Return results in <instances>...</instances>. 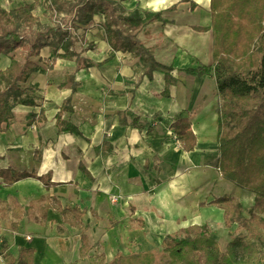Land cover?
I'll return each instance as SVG.
<instances>
[{
    "label": "crops",
    "instance_id": "0c3cea01",
    "mask_svg": "<svg viewBox=\"0 0 264 264\" xmlns=\"http://www.w3.org/2000/svg\"><path fill=\"white\" fill-rule=\"evenodd\" d=\"M16 1L15 8L24 4ZM33 1L34 14L52 24L46 0L28 2ZM151 1L124 5L162 12L166 23L151 24L140 38L159 62L174 66L170 86L164 73L154 72L150 79L139 58L112 49L102 28L104 15L76 32L79 41L71 49L93 66L80 63L77 70L75 57L55 58L51 47L41 50L43 68L25 84L37 104L16 106L14 120L0 132V171L48 178L8 185L0 177V202L14 198L28 210L16 218L13 207L0 205V252L5 249L17 259L21 249L34 250L33 264H91L96 254L111 262L120 254L161 248L167 235L193 225L225 228L224 210L211 205L222 196H234L246 210L253 206L255 195L219 170L216 80L185 72L214 63L213 30H196L211 25V0H168L159 8ZM10 63V56L0 54V70ZM69 73L75 74L74 93L61 87ZM68 99L73 113L63 118L79 134L57 127L56 116ZM182 118L191 120L197 137L191 152L182 148L172 126ZM51 197L63 209L83 211V228L65 223L53 201L45 213L37 202ZM83 234L91 248L84 258Z\"/></svg>",
    "mask_w": 264,
    "mask_h": 264
},
{
    "label": "trees",
    "instance_id": "16d2710c",
    "mask_svg": "<svg viewBox=\"0 0 264 264\" xmlns=\"http://www.w3.org/2000/svg\"><path fill=\"white\" fill-rule=\"evenodd\" d=\"M28 1L24 0L22 6L10 10L0 7V54L11 57L9 67L0 70V132L14 120L16 106L37 104L36 97L25 84L43 68L45 61L40 57L43 48L51 47L55 58L75 57L77 70L80 63L93 66L81 53L71 49L79 41L76 32L88 27L96 15H104L102 28L115 52L130 53L139 58L148 78L152 79L154 72H162L167 86L175 83L174 66L159 62L153 50L140 38L142 33H149L151 24L166 23L162 12L140 8L129 10L124 5L127 0H46L53 20L49 24L41 22L34 14L36 1ZM192 7L196 5L192 3ZM211 29L214 35L213 65H200L185 72L199 77L212 75L216 80L220 96L219 170L226 180L254 194L255 199L248 210L231 195L217 198L211 205L224 210L227 228L237 225L244 233L233 236L223 249L209 227L193 225L167 235L160 252L120 254L111 262L106 261L105 255L96 254L89 258L91 264H264V0H211V25L196 30L206 32ZM20 49H27L23 60L14 56ZM60 50L64 53H59ZM61 87L71 88L74 93L77 87L75 74L69 73ZM69 104L70 99L57 114V127L60 131L79 134L77 127L63 118L65 112L73 113ZM172 126L182 148L186 152L193 151L197 137L191 120L182 118ZM0 177L8 185L29 177L43 182L48 178L11 169L0 171ZM49 201L58 205L56 209L65 223L83 228V211L78 207L63 209L56 198H45L37 202L44 207L45 213L52 206ZM0 205L13 207L16 218H22L28 212L14 198L0 202ZM13 229H17L16 224ZM90 250L88 237L83 234L81 257H87ZM0 258L4 264H33L34 250L21 249L16 259L2 249Z\"/></svg>",
    "mask_w": 264,
    "mask_h": 264
},
{
    "label": "rangeland",
    "instance_id": "374dc122",
    "mask_svg": "<svg viewBox=\"0 0 264 264\" xmlns=\"http://www.w3.org/2000/svg\"><path fill=\"white\" fill-rule=\"evenodd\" d=\"M11 3H8V0H0V7L6 9V10H10V9H13L17 6V2L16 0H11L10 1ZM17 2V3H16ZM27 49H20L18 50L14 56L18 59V60H23L24 59V55L26 53ZM212 76V75H211ZM213 79V76L211 77ZM246 216L248 217V213H246ZM211 233H212V236L216 239L219 240L221 246L223 249H225L226 247V244L227 242L235 235H238V234H243L244 232L242 230H238L237 229V225L233 226L231 229H228V228H212L211 227ZM153 251H156V252H160L161 251V248H156L154 249ZM0 264H3L2 262H0Z\"/></svg>",
    "mask_w": 264,
    "mask_h": 264
},
{
    "label": "bare ground",
    "instance_id": "6f19581e",
    "mask_svg": "<svg viewBox=\"0 0 264 264\" xmlns=\"http://www.w3.org/2000/svg\"><path fill=\"white\" fill-rule=\"evenodd\" d=\"M167 3H168V0H154L150 2V5L154 8H159L161 6H165Z\"/></svg>",
    "mask_w": 264,
    "mask_h": 264
},
{
    "label": "built area",
    "instance_id": "2783aa9c",
    "mask_svg": "<svg viewBox=\"0 0 264 264\" xmlns=\"http://www.w3.org/2000/svg\"><path fill=\"white\" fill-rule=\"evenodd\" d=\"M114 200H116V199H114ZM0 262H2V263H3V259H2V258H0Z\"/></svg>",
    "mask_w": 264,
    "mask_h": 264
}]
</instances>
